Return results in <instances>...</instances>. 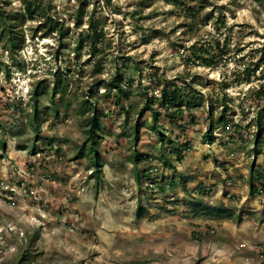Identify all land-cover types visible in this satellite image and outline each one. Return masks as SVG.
<instances>
[{"label": "rangeland", "instance_id": "374dc122", "mask_svg": "<svg viewBox=\"0 0 264 264\" xmlns=\"http://www.w3.org/2000/svg\"><path fill=\"white\" fill-rule=\"evenodd\" d=\"M32 1L35 17L0 0L18 14L0 39V264H264V0H85L79 26L80 0ZM86 100L105 112L101 171L74 156Z\"/></svg>", "mask_w": 264, "mask_h": 264}, {"label": "trees", "instance_id": "16d2710c", "mask_svg": "<svg viewBox=\"0 0 264 264\" xmlns=\"http://www.w3.org/2000/svg\"><path fill=\"white\" fill-rule=\"evenodd\" d=\"M24 3V13H26L29 17H35V13L39 12L40 10H43V7L41 6V4L39 2H34L32 0H22ZM175 3H183L184 0H174ZM86 4L87 2L85 0H80V4L78 6L77 12H76V21L75 24L76 25H80L83 22V18L85 15V11H86ZM17 18H18V14H10L5 12V10H2V6L0 5V39H2V35L6 36L9 40H11V32L16 31L17 29ZM47 24H46V30L45 33L54 31L55 29H57L62 35L65 33L64 32V27L61 24V22H59V20L55 19V17L53 15L48 16L47 17ZM55 22V23H54ZM89 31L93 32V31H97V26L100 24V22L96 21L93 15V12H91L90 16H89ZM88 36L92 37L90 33H87ZM15 40L13 39V42ZM83 43V38H79V46H82ZM226 42L221 43L220 40L217 41V46L218 47H224ZM206 49L208 48H204V47H200L201 51L204 52H200V54H198L201 58V60L204 59H208L209 56H207V53H205ZM222 51L220 53H218L220 55V58L223 57L221 55ZM216 53L213 52V57H215ZM256 67L253 68V70H255ZM123 79V74L121 71H117L115 72L114 75L111 76L110 80H109V84L110 87L112 89H115V93L119 94L121 92H125V87L122 86L121 81ZM63 82V73L62 70H59L58 72H56V80L52 86V90H53V94L51 95L52 100H54V93H58V92H66L67 91V85L64 86L62 84ZM46 88L44 87L43 90L41 89L39 93H41L42 91L45 93L46 92ZM183 94V88L182 86H178L176 88H174L173 90H169V86H167V84H164L162 86L161 89V103L163 105H179L180 104V100ZM83 104L81 105V107H83ZM80 107V109H81ZM85 107H89V111H87V115L85 114L82 121H81V126L83 127V130L86 133V138L84 140V142L82 143V145L78 148L76 154L74 156H86L88 158H90L93 161V165L95 166L97 171H101V166H102V159L100 157V152H99V146H100V139L104 136V130H103V122H102V118L105 115V112L103 110V107H94L91 106V102L89 100H86V106ZM144 109H148L151 112L155 114H157L155 112V108L153 103L147 101L146 102V108ZM144 109H141V114L144 112ZM91 110V111H90ZM86 111V110H85ZM225 111V110H224ZM126 122H128V120L130 119V111L126 110ZM34 115L38 116L39 112L37 109V106L35 105V111H34ZM227 121L224 118V113L222 112L216 119L214 122H212L208 135H210L211 137H213V131L214 128L218 125L221 124H226ZM258 125L261 126L262 125V120L261 118H259L258 120ZM133 132L138 135L139 133V126H135ZM136 140V138H135ZM73 156V157H74ZM140 159V155L138 153L134 154V162L137 163V161ZM252 187V192H254V184L251 185ZM205 190V189H204ZM216 212H218L221 215L224 214H230V208H226V207H216ZM5 261V260H4ZM5 264H32V261L30 259V254L28 252H20L18 258L16 260L13 261H8Z\"/></svg>", "mask_w": 264, "mask_h": 264}]
</instances>
